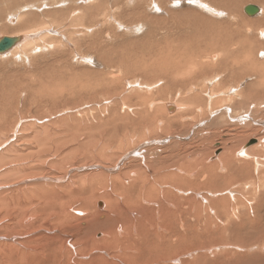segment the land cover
<instances>
[{
	"label": "rangeland",
	"instance_id": "obj_1",
	"mask_svg": "<svg viewBox=\"0 0 264 264\" xmlns=\"http://www.w3.org/2000/svg\"><path fill=\"white\" fill-rule=\"evenodd\" d=\"M82 1H0V38L36 34L0 57V255L13 264H125L103 251L124 248L101 241L100 224L123 220L147 236L130 257L150 264H264V34L249 27L263 17L244 13L263 5ZM26 3L37 8L8 23ZM251 140L259 144L245 147L249 159L237 156ZM227 152L236 157L215 168ZM113 230L122 233L118 223ZM232 244L249 247L228 261L221 252Z\"/></svg>",
	"mask_w": 264,
	"mask_h": 264
},
{
	"label": "bare ground",
	"instance_id": "obj_2",
	"mask_svg": "<svg viewBox=\"0 0 264 264\" xmlns=\"http://www.w3.org/2000/svg\"><path fill=\"white\" fill-rule=\"evenodd\" d=\"M1 2H2V0H0ZM24 1H26V0H24ZM43 1V0H42ZM82 1V0H81ZM202 1V0H201ZM208 1V0H207ZM244 1V0H243ZM250 1H252V2H260L263 6V8L261 7V8H259V10H260V12H259V14L261 13V15H259V16H262L263 18H259V21H254V20H251L250 22H249V27H251V28H260V27H262V29H261V31L259 32V34H264V0H249V2ZM4 2V1H3ZM11 2V1H10ZM13 2V1H12ZM45 2V1H44ZM46 2L48 3V0H46ZM51 2V1H50ZM78 2V1H77ZM83 3L84 2H87V0H83L82 1ZM8 3V2H7ZM17 3V2H16ZM29 3V2H28ZM115 3V2H114ZM201 3V2H200ZM12 4V3H11ZM39 4H41V3H39ZM49 4V3H48ZM47 4V5H48ZM137 4V3H136ZM254 4H256V3H254ZM259 4V3H258ZM12 5H14V3L12 4ZM17 6H18V4H16ZM46 5V6H47ZM202 5V4H201ZM7 6V5H6ZM10 7H11V5H9ZM45 6V5H44ZM102 6V5H101ZM206 6V5H205ZM15 8V7H14ZM13 8V9H14ZM34 8H37L36 7V4L35 5H30V4H27L26 3V5H25V7L23 8V10H18L19 11V13L17 14V16H15V18L14 17H12V16H10L11 17V19L9 20V22L8 23H10V24H12V23H15V21H17L16 19H17V17L20 19V18H24V17H22V14H23V12L26 10V9H34ZM104 8V7H103ZM236 8V7H235ZM16 9V8H15ZM81 9V8H80ZM235 10V9H234ZM27 11V10H26ZM241 11V10H240ZM53 13V12H52ZM224 13V12H223ZM245 13V12H244ZM35 14V13H34ZM174 13H172V15H173ZM174 16V15H173ZM186 16V15H185ZM191 16V15H190ZM197 16V15H196ZM257 16V15H256ZM9 17V18H10ZM29 17V16H28ZM135 17V16H134ZM184 17V16H183ZM191 17H193V16H191ZM230 17V16H229ZM233 17V16H232ZM251 17V16H250ZM253 17H255V16H253ZM127 18V17H126ZM139 18V17H138ZM150 18V17H149ZM188 18V17H187ZM231 18V17H230ZM19 19H18V21H19ZM51 19V18H50ZM117 19V18H116ZM123 19V18H122ZM158 19V18H157ZM173 19V18H172ZM193 19H195V17H193ZM193 19H191V20H193ZM23 20V19H22ZM147 20V19H146ZM148 21V20H147ZM189 21V20H188ZM195 21H197V20H195ZM206 21V20H205ZM204 21V24L206 23ZM230 21V20H229ZM232 21V20H231ZM135 23L137 22V21H134ZM133 21H132V23H134ZM152 22V21H151ZM187 22V21H186ZM185 22V23H186ZM209 23V22H208ZM207 23V24H208ZM213 23H215L214 21L212 22V24L211 25H214ZM230 23V22H229ZM26 24V23H25ZM143 24V23H142ZM152 24V23H151ZM189 24V23H188ZM202 24H203V22H202ZM203 24V25H204ZM210 24V23H209ZM217 24H219V23H217ZM226 24V23H225ZM9 25V24H8ZM23 25V24H22ZM201 25V24H200ZM215 25H216V23H215ZM222 25V24H221ZM184 26V25H183ZM186 27H188L187 25H185ZM210 26V25H209ZM208 26V27H209ZM218 26V25H217ZM233 26V25H232ZM11 27H13V26H11ZM23 27V26H22ZM146 27V26H145ZM211 28H212V26H210ZM231 27V26H230ZM19 28H20V26H19ZM42 28V27H41ZM177 28V27H176ZM205 28V27H204ZM203 28V29H204ZM211 28H209V29H211ZM214 28V27H213ZM221 28V27H220ZM227 28H229V27H227ZM47 29V28H46ZM180 29V28H179ZM186 29V28H185ZM198 29H201V28H198ZM207 29V28H206ZM215 29V28H214ZM177 30V29H176ZM181 30V29H180ZM120 31V30H119ZM171 31V30H170ZM187 30H184V32H186ZM189 31V30H188ZM201 31H203V30H201ZM207 31V30H206ZM216 31H217V29H216ZM33 32V31H32ZM47 32V31H46ZM45 32V33H46ZM91 32V31H90ZM139 32V31H138ZM174 32V31H173ZM208 32V31H207ZM206 32V33H207ZM212 32V31H211ZM49 33H50V31H49ZM93 33V32H92ZM147 34V33H146ZM205 34V33H204ZM204 34H201L202 36L204 35ZM209 34V33H208ZM213 34H215L214 32H213ZM179 35V34H178ZM182 35V34H181ZM186 35V34H185ZM191 35V34H190ZM200 35V34H199ZM224 35V34H223ZM174 36H175V34H174ZM183 36V35H182ZM187 37H188V35H186ZM211 36V35H210ZM225 36V35H224ZM226 36H228V35H226ZM234 36V35H233ZM232 36V37H233ZM261 36V35H260ZM13 37H19L21 40L10 50V51H8V52H6V53H1L0 54V57H8L9 55L11 56L12 55V53H14L15 51H17V50H19V49H21L22 50V48L23 47H26L27 45H30V43H32V41L34 42V38H36V34H22V35H15V36H12L11 38H13ZM131 37V36H130ZM192 37V36H191ZM199 37V36H198ZM3 38V37H2ZM128 38V37H127ZM177 38H178V36H177ZM212 38V37H211ZM215 38V37H214ZM1 39V38H0ZM38 39V38H37ZM213 39V38H212ZM207 40V39H206ZM234 40V39H233ZM76 41V40H75ZM168 42V41H167ZM176 42V41H175ZM204 42H205V40H204ZM135 43V42H134ZM203 43V42H202ZM126 44V43H125ZM32 45V44H31ZM139 45V44H138ZM174 45V44H173ZM214 46V45H213ZM212 46V47H213ZM123 48V47H122ZM24 49V48H23ZM133 49V48H132ZM163 49V48H162ZM186 49V48H185ZM123 50V49H122ZM170 50V49H169ZM168 50V51H169ZM171 50H173V49H171ZM180 50V49H179ZM39 51H40V49H39ZM101 51V50H100ZM111 52V51H110ZM153 52V51H152ZM211 52H213L212 50H211ZM261 52H264V51H261ZM34 53V52H33ZM181 53H184V52H181ZM187 53V52H186ZM185 53V54H186ZM199 53V52H198ZM168 54H170V52L168 53ZM172 54V53H171ZM174 54H176V53H174ZM110 55V54H109ZM137 55V54H136ZM156 55V54H155ZM207 55V54H206ZM210 55V54H209ZM214 55V54H213ZM212 55V56H213ZM237 55V54H236ZM140 55H138V57H139ZM152 56H154V55H152ZM158 56V55H157ZM172 56H174L173 54H172ZM180 56V55H179ZM178 56V57H179ZM235 56V55H234ZM132 57H134V56H132ZM175 57V56H174ZM177 57V58H178ZM209 57V56H208ZM238 57V56H237ZM170 58V57H169ZM168 58V59H169ZM127 59H129V58H127ZM213 59H216V57H213ZM219 59H220V57H219ZM105 60V59H104ZM158 60H159V58H158ZM178 60H180V59H178ZM182 60V59H181ZM172 61V60H171ZM175 61V60H174ZM191 61H193L194 62V60H191ZM190 61V62H191ZM213 61H215V60H213ZM218 61V60H217ZM220 61V60H219ZM112 62V61H111ZM110 62V63H111ZM163 62V61H162ZM178 62V61H177ZM180 62V61H179ZM183 62H184V60H183ZM182 61H181V63H183ZM196 62V61H195ZM202 62V61H201ZM204 62V61H203ZM211 62V61H210ZM230 62V61H229ZM174 63V62H173ZM198 62H196V64H197ZM216 63V62H215ZM234 63V62H233ZM64 64V63H63ZM109 64V63H108ZM143 64H145V63H143ZM220 64H222V63H220ZM219 64V65H220ZM224 64H226V63H223V65ZM236 64V63H235ZM133 65V64H132ZM151 65H154V64H151ZM150 65V67H152ZM158 65V64H157ZM176 65V64H175ZM179 65V64H178ZM188 65V64H187ZM206 65H208V64H206ZM194 66H196L195 64H194ZM198 67H200L199 66V63H198V65H197ZM202 66H204L203 64H202ZM201 66V67H202ZM235 65H233V67H234ZM237 66V65H236ZM51 67V66H50ZM116 67V66H115ZM163 67V66H162ZM172 67H174V66H172ZM186 67V66H185ZM185 67H184V70H185ZM206 67V66H205ZM220 67H222V66H220ZM226 66H224L223 67V69L225 68ZM149 68V67H148ZM154 68V67H153ZM167 68V67H166ZM171 68V67H170ZM231 68V67H230ZM167 69H169V68H167ZM216 69V68H215ZM49 70V69H48ZM156 70H157V68H156ZM159 70H161V69H159ZM165 70V69H164ZM175 70V69H174ZM181 70V69H180ZM203 70V69H202ZM207 70V69H206ZM220 70V69H219ZM226 70H228V69H226ZM232 70H234V69H232ZM238 70H240L239 68H238ZM195 71V70H194ZM197 71H199V70H197ZM196 71V72H197ZM221 71V70H220ZM186 73H187V71H185ZM165 73H166V71H165ZM178 73V72H177ZM193 73H195V72H193ZM192 73V74H193ZM232 73H236V72H232ZM245 73V72H244ZM261 73L263 74V76H264V68H263V70L261 71ZM114 74V73H113ZM178 75V74H177ZM194 75V74H193ZM116 76V75H115ZM175 76H176V74H175ZM262 76V77H263ZM184 77V76H183ZM180 78H182V77H180ZM185 78H187V77H185ZM178 79V78H177ZM201 83V82H200ZM263 83H264V80H263ZM214 84V83H213ZM198 86V85H197ZM251 86V85H250ZM194 87V86H193ZM67 90V89H66ZM235 90V89H234ZM68 91V90H67ZM225 95V94H224ZM219 96V95H218ZM181 97V96H180ZM239 98H241V96H239ZM245 100V99H244ZM251 100V99H250ZM232 101V100H231ZM243 103V102H242ZM178 108V107H177ZM176 108V109H177ZM170 109H173L172 107H169V110ZM181 108L179 107L178 108V110H180ZM177 111V110H176ZM201 112V111H200ZM246 112V111H245ZM178 113V112H177ZM141 116H144L143 114H144V112H142V113H139ZM125 116V115H124ZM245 117V116H244ZM219 119V118H218ZM95 121V120H94ZM215 123V122H214ZM43 124V123H42ZM216 124V123H215ZM157 129V128H156ZM208 134V133H207ZM256 141V143L258 142L257 140H255ZM260 141V140H259ZM258 144H259V142H258ZM177 147V146H176ZM232 149V148H231ZM248 150L249 149H246L245 148V146H244V148L243 149H240L239 150V152L237 153V156H239V157H245V158H247L248 157V159H249V154H247L248 153ZM235 153V152H234ZM253 153V152H252ZM150 154V153H149ZM235 154H233L232 152H227V154H224V156L222 157V158H220V160H219V163L218 164H214V167L215 166H219V165H222V167L221 168H223V166L224 167H226V165L228 164V163H230L233 159H234V157H236V156H234ZM110 156V155H109ZM181 156V155H180ZM137 157V156H136ZM251 157V156H250ZM253 157V156H252ZM256 157V156H255ZM125 158V157H124ZM171 158V157H170ZM244 158V159H245ZM247 159V160H248ZM237 160H239V158L237 159ZM246 160V159H245ZM153 161V160H152ZM254 162H256V161H254ZM253 162V163H254ZM187 163V162H186ZM261 163V162H260ZM202 164V163H201ZM238 164V163H237ZM255 164V163H254ZM180 165V164H179ZM195 165V164H194ZM206 165L209 167V164H207L206 163ZM259 165V164H258ZM233 166V165H232ZM203 167V166H202ZM205 167V166H204ZM230 168H231V166H229ZM249 167V166H248ZM198 168V167H197ZM216 168V167H215ZM230 168H228V169H230ZM256 168V167H255ZM75 169V168H74ZM184 169H186V168H184ZM201 170H202V168H200ZM210 169H211V167H210ZM257 169V168H256ZM183 170V169H182ZM209 170V169H208ZM217 170V169H216ZM223 170V169H222ZM226 170V169H225ZM125 171V170H124ZM165 171V170H164ZM178 171V170H177ZM199 171V170H198ZM213 172H214V170H212ZM258 171V170H257ZM260 171V170H259ZM258 171V172H259ZM185 172V171H184ZM206 172V171H205ZM222 172V171H221ZM224 172V171H223ZM257 172V173H258ZM76 173V172H75ZM168 173V172H167ZM199 173V172H198ZM153 174V173H152ZM180 174V173H179ZM169 175H171L172 177H176V175L175 174H169L168 173V176ZM181 175H182V172H181ZM202 175V174H201ZM123 176V175H122ZM126 176V175H125ZM167 176V175H166ZM180 176V175H179ZM183 176V175H182ZM255 176V175H254ZM262 176V175H261ZM36 177V176H35ZM164 177V176H163ZM190 177V176H189ZM199 177V176H198ZM205 178H206V176H204ZM112 178V177H111ZM120 178V177H119ZM122 178V177H121ZM133 178V177H132ZM137 178V177H136ZM157 177H152V181H151V186H150V189L152 188V189H155L154 188V185H156V184H159L158 183V179H156ZM193 178V177H192ZM184 179V178H183ZM138 180V179H137ZM195 180V179H194ZM204 180V179H203ZM207 180V179H206ZM133 181V180H132ZM161 181L163 182V183H165V185H166V181L164 182L163 181V178L161 179ZM169 181V180H168ZM122 182H123V180H122ZM121 182V183H122ZM134 182V181H133ZM204 182V181H203ZM243 182V181H242ZM245 182V181H244ZM124 183V182H123ZM173 183V182H172ZM209 183V182H208ZM260 183H261V181H260ZM260 183H259V185H260ZM263 183V182H262ZM178 184H181V183H178ZM178 184L176 183L175 185L176 186H178ZM225 184V183H224ZM150 185V184H149ZM160 185H161V183H160ZM168 185V184H167ZM176 186H172L171 188L173 189V191H174V189L176 188V189H178L179 191L177 192L178 193V195H179V192H180V194H181V188H177ZM130 187V186H129ZM156 187H157V185H156ZM179 187V186H178ZM181 187H182V184H181ZM220 187V186H219ZM260 187V186H259ZM158 188V187H157ZM205 188H207V187H205ZM184 189V188H183ZM182 189V190H183ZM186 189V188H185ZM188 189V188H187ZM192 189V188H191ZM197 189V188H196ZM199 189V188H198ZM212 189V188H211ZM215 189V188H214ZM225 189H228V188H225ZM148 190V189H147ZM163 190V189H162ZM219 190V189H218ZM257 190V189H256ZM146 191V190H145ZM153 191V190H152ZM164 191H165V189H164ZM169 191V190H168ZM167 191V192H168ZM176 191V190H175ZM192 191V190H191ZM214 191V190H213ZM220 191V190H219ZM159 192H160V190H159ZM190 192V191H189ZM211 192V191H210ZM215 192V191H214ZM223 192V191H222ZM145 193H147V194H149L148 192H145ZM153 193V192H152ZM176 193V194H177ZM183 193H185V191L183 192ZM208 193V192H207ZM212 193V192H211ZM219 193V192H218ZM221 193V192H220ZM144 194V193H143ZM163 194V193H162ZM161 194V195H162ZM210 194V193H209ZM213 194V193H212ZM223 194V193H222ZM145 195V194H144ZM161 195H159V197L161 196ZM191 195V194H190ZM193 195V194H192ZM224 195V194H223ZM126 197V196H125ZM165 197V196H164ZM168 197V196H167ZM175 197H177V196H175ZM187 197V196H186ZM173 198V197H172ZM178 198L179 197H177V201L179 202V200H178ZM223 198V197H222ZM166 199V198H165ZM190 199V198H189ZM216 199V198H215ZM235 199V198H234ZM174 200V199H173ZM175 200H176V198H175ZM180 200H182V199H180ZM186 200V199H185ZM184 200V201H185ZM191 200V199H190ZM222 200V199H221ZM156 201H158V200H156ZM160 201V200H159ZM151 202V201H150ZM160 204H161V202H159ZM218 203V202H217ZM215 204H216V202H215ZM198 205V204H197ZM217 205V204H216ZM216 205H215V207H216ZM222 205H224V204H222ZM174 206H175V204H174ZM177 206V205H176ZM220 207V206H219ZM218 207V208H219ZM224 207V206H223ZM7 208V207H6ZM195 208V207H194ZM197 208V207H196ZM199 208V207H198ZM197 208V209H198ZM214 208V207H213ZM225 208H226V206H225ZM176 209V208H175ZM193 209V208H192ZM202 209V208H201ZM216 209V208H215ZM111 210V209H110ZM117 210V213H119L118 211H120V210H118V209H116ZM115 210V211H116ZM179 210H181V209H179ZM199 211H200V208L198 209ZM198 210H197V212H198ZM205 210V209H204ZM208 210H210V209H208ZM218 210V209H217ZM226 210H227V208H226ZM225 210V211H226ZM64 211V210H63ZM206 211V210H205ZM204 211V212H205ZM212 211V210H211ZM176 212V211H175ZM217 212V211H216ZM215 212V213H216ZM77 213V212H76ZM113 213H114V211H113ZM112 213V214H113ZM163 213V212H162ZM176 213H178V212H176ZM199 213V212H198ZM197 213V214H198ZM218 213V212H217ZM219 213H221L220 212V210H219ZM115 214V213H114ZM182 214V213H181ZM189 214V213H188ZM222 214V213H221ZM87 215V214H86ZM161 215V214H160ZM162 215H164V213L162 214ZM184 215H185V213H184ZM194 215H196V214H194ZM200 215V214H199ZM207 215H209L208 213H207ZM142 216V215H141ZM217 216V215H216ZM215 216V217H216ZM222 216V215H221ZM225 216V215H224ZM223 216V217H224ZM227 216V215H226ZM88 217V216H87ZM162 217V216H161ZM188 217V216H187ZM200 217V216H199ZM210 217V216H209ZM208 217V218H209ZM214 217V218H215ZM222 217V218H223ZM75 218V217H74ZM160 218V217H159ZM185 218V217H184ZM143 219H145V218H143ZM180 219V218H179ZM189 219V218H188ZM200 219V218H199ZM204 219V218H203ZM210 219V218H209ZM213 219V218H212ZM212 219H210V220H212ZM216 219V218H215ZM221 219V218H220ZM219 219V220H220ZM160 220V219H159ZM182 220V219H181ZM184 220H186V219H184ZM194 220V219H193ZM201 220V219H200ZM218 220V219H217ZM237 220V219H236ZM198 221V220H197ZM213 221H214V219H213ZM228 221V220H227ZM130 222V221H129ZM132 222H134V221H132ZM155 222H156V224L155 225H157V220H155ZM185 222V221H184ZM209 222V221H208ZM211 222V221H210ZM216 222V221H215ZM218 222V221H217ZM79 223V222H78ZM83 223H85V222H83ZM119 224L120 225V227L122 228V233L120 232V234H118V233H116L114 230H113V226L115 225V224ZM131 223V222H130ZM136 223V222H135ZM163 223V222H162ZM202 223V222H201ZM201 223H199L200 225H201ZM214 223V222H213ZM104 228H107L108 229V231H106L105 233H103L104 234V237H102L103 239L101 240V241H104L105 243L106 242H108L109 244H112V243H118V242H121L120 244L123 246V251L121 252V253H119V251H115L114 250V247H116L115 245H117V244H115L114 245V247L113 246H111L110 248H108V249H106V250H103L105 253H106V255H108V256H110L111 257V259L112 260H119L120 261V259H122L123 261H125V264H130V262L132 261L133 263L132 264H150V262L149 261H147V260H145V259H143V258H141V256H139V257H137V256H135V257H130L132 254H134L135 252L137 253V255H140V252H137V250L138 249H132V250H130L131 248H134L135 247V242L136 241H139L140 242V244L141 245H143L144 244V246H145V244H146V240H147V236H142V234L136 229L135 230V232H134V235L132 234V229L130 228H128L127 226H126V224H125V222L123 221V220H119V222H113V224L112 223H110V222H104V223H100ZM153 224V223H152ZM151 224V225H152ZM160 224V223H159ZM198 224V225H199ZM205 224V223H204ZM140 225V224H139ZM184 225V224H183ZM199 225V226H200ZM206 225V224H205ZM204 225V226H205ZM209 225V224H208ZM211 225V224H210ZM209 225V226H210ZM129 227H130V225H128ZM148 226V225H147ZM154 226V225H153ZM197 226V225H196ZM207 226V225H206ZM133 227V226H132ZM135 227H136V225H135ZM203 227V226H202ZM216 227H218V226H216ZM224 227V226H223ZM148 228V227H147ZM151 228V227H150ZM149 228V229H150ZM182 228H183V226H182ZM211 228V227H210ZM134 229V228H133ZM156 229V230H155ZM159 229H161V230H165V229H163L162 228V225L161 226H158L157 228H156V226H154L153 227V231L154 232H156V233H158L157 231L159 230ZM184 229V228H183ZM195 229V228H194ZM208 229H209V227H208ZM225 229H227L226 227H225ZM224 229V231H226L227 232V230H225ZM229 229V228H228ZM118 230V229H117ZM128 230H131L130 232H128ZM188 230H190L189 228H187V230H186V232H188ZM203 231H206L205 230V228L204 229H202ZM218 230H220L221 231V229L220 228H218ZM223 230V229H222ZM191 231V230H190ZM189 231V232H190ZM197 231H199L198 230V228H197ZM49 232H51V231H49ZM54 232V231H53ZM168 233V235H169V232H167ZM205 233V232H204ZM221 233H222V231H221ZM159 234V233H158ZM223 234H225L224 232H223ZM167 235V234H166ZM173 235H175V234H172V236ZM68 236V235H67ZM85 236V235H84ZM172 236H171V238H172ZM116 239H118L119 241L117 242L116 241ZM49 240H50V238H49ZM54 240H56V239H54ZM166 240V239H165ZM177 240V239H176ZM52 241V240H51ZM116 241V242H115ZM58 242V241H57ZM68 242V241H67ZM77 242V241H76ZM166 242V241H165ZM30 243H32V242H30ZM34 243V242H33ZM62 243H64V241L62 242ZM61 243V244H62ZM99 243H101L100 241H98V240H93L92 239V241H90L89 242V244H91L92 246H94V248L95 247H97V249H98V247H100V249H101V246H100V244ZM104 243V244H105ZM107 243V244H108ZM25 244H26V242H25ZM70 244V243H69ZM174 244V243H173ZM10 245V244H9ZM28 245V244H27ZM103 245V244H102ZM118 245H119V243H118ZM120 245V246H121ZM224 245H225V243H224ZM12 246V245H11ZM89 245L88 244H86V245H84V247H86V248H82V247H80V249L78 250V254L81 252V250L83 251V250H87V247H88ZM121 246V247H122ZM164 246V245H163ZM226 246H228V245H226ZM231 246H233L234 248V250L233 249H230V250H227V252H226V250L224 251V252H226V253H224L223 251L221 252V254H222V256L223 257H225V259L227 258V260L229 261L235 254H237V253H239L238 251L239 250H247V248L249 247H247V248H245V247H239V246H236V245H231ZM242 246H244V245H242ZM245 246H247V245H245ZM1 247V246H0ZM5 247V246H4ZM25 247V246H24ZM60 247V246H59ZM62 247V246H61ZM91 247V246H90ZM119 247V246H118ZM27 248V247H26ZM65 248V247H64ZM63 248V249H64ZM77 248V247H76ZM6 249V248H5ZM11 249V248H10ZM13 249H15V250H18V248L17 247H13ZM28 249V248H27ZM27 249H25V250H27ZM62 249V250H63ZM68 249V248H67ZM73 249V248H72ZM90 249V248H89ZM69 250V249H68ZM122 250V249H121ZM136 250V251H135ZM250 250V249H249ZM6 251V250H5ZM11 251V250H10ZM9 251V252H10ZM32 251V250H31ZM42 251V250H41ZM67 251V250H66ZM74 251V250H73ZM206 251H208V250H206ZM7 252H8V250H7ZM9 252H8V255H9ZM11 252H13V250L11 251ZM20 252H21V249H20ZM44 252V251H43ZM102 252V251H101ZM252 252H254V251H252ZM0 253H1V251H0ZM63 253H65V252H63ZM74 253V252H73ZM141 253H142V251H141ZM6 254V253H5ZM35 254V253H34ZM11 255V254H10ZM40 255V254H39ZM207 255V254H206ZM205 255V256H206ZM3 256H4V252H3ZM2 255H0V264H8V261H9V264H13V262H12V260H11V257H10V259L9 258H7L6 257V255L3 257ZM38 256V255H37ZM241 256H242V253H241ZM26 257H27V255H26ZM39 257V256H38ZM162 257V256H161ZM167 257V256H166ZM207 257V256H206ZM13 258V257H12ZM163 258H165V257H163ZM161 259V258H159V259H157L156 260V264H166L167 263V261H168V259ZM168 258V257H167ZM29 259V258H28ZM34 259V258H33ZM104 259V258H103ZM211 259V258H210ZM7 260V261H6ZM30 260V259H29ZM106 260H108V259H106ZM172 260V259H171ZM26 261H28V260H26ZM31 261V260H30ZM35 261V260H34ZM10 262H12V263H10ZM169 262V261H168ZM177 262V261H176ZM17 263V262H16ZM28 263H32V262H29L28 261ZM35 263H36V261H35ZM91 263V262H90ZM15 264V263H14ZM18 264V263H17ZM20 264V263H19ZM25 264V263H24ZM174 264V263H173ZM191 264V263H190Z\"/></svg>",
	"mask_w": 264,
	"mask_h": 264
},
{
	"label": "water",
	"instance_id": "obj_3",
	"mask_svg": "<svg viewBox=\"0 0 264 264\" xmlns=\"http://www.w3.org/2000/svg\"><path fill=\"white\" fill-rule=\"evenodd\" d=\"M245 14L248 16H256L259 14L260 10L258 7L249 5L244 8ZM21 39L19 37H3L0 39V54L1 53H6L10 51ZM255 140H251L245 147H250L251 145L255 144Z\"/></svg>",
	"mask_w": 264,
	"mask_h": 264
},
{
	"label": "snow or ice",
	"instance_id": "obj_4",
	"mask_svg": "<svg viewBox=\"0 0 264 264\" xmlns=\"http://www.w3.org/2000/svg\"><path fill=\"white\" fill-rule=\"evenodd\" d=\"M262 55H264V54H262Z\"/></svg>",
	"mask_w": 264,
	"mask_h": 264
}]
</instances>
